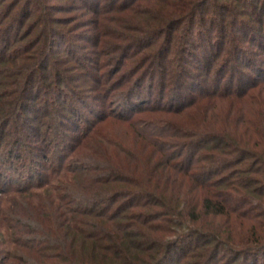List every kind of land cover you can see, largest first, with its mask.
Here are the masks:
<instances>
[{"label": "trees", "instance_id": "1", "mask_svg": "<svg viewBox=\"0 0 264 264\" xmlns=\"http://www.w3.org/2000/svg\"><path fill=\"white\" fill-rule=\"evenodd\" d=\"M19 2L23 6L17 11ZM29 4L44 12L56 7L90 13L95 31L83 38L93 40L99 54L117 59L116 70L130 50L160 40L156 47L135 51L134 79L122 92L121 107L109 115L129 121L134 114L157 110L168 116L162 121L165 130L139 131L141 142L134 150L112 143L109 153L100 142L108 144L109 138L81 131L80 140L96 143L98 138L100 144L90 148V170L60 181L58 188L69 184L75 197L70 194L65 204L54 205L47 194L45 207L37 195L35 210L21 206L23 217L16 215L20 206L13 208L16 220L0 205V264H255L250 260L264 256V60L254 55L264 53V0H72L52 5L0 0V63L29 58L24 79H14V87L8 83L1 91L9 98L0 125L16 118L24 91L47 68L56 46L80 61L75 40L82 37L74 38L55 21L64 17L38 15L28 33H20L26 16L36 10ZM49 19L54 20L50 26ZM110 22L117 32L101 30ZM36 27L39 36L22 42ZM231 29L238 35L229 36ZM108 36L112 49L105 51ZM10 41L19 42L12 56L5 55ZM229 64L234 71L225 74ZM225 75V90L219 91ZM211 77L212 88L207 86ZM144 81L147 88L156 81L159 94L173 86L165 107L160 95L156 104L146 106L151 92L138 87ZM17 137L12 147L21 142ZM63 142V137L57 142L60 152L68 155ZM32 179L28 175L23 182L30 186ZM28 188L17 191L31 194ZM6 189L1 187L0 194ZM117 198L126 199L110 210ZM73 202L81 208H69Z\"/></svg>", "mask_w": 264, "mask_h": 264}, {"label": "rangeland", "instance_id": "2", "mask_svg": "<svg viewBox=\"0 0 264 264\" xmlns=\"http://www.w3.org/2000/svg\"><path fill=\"white\" fill-rule=\"evenodd\" d=\"M44 1H46L47 5H52L72 0ZM22 6L21 2H19L15 9L18 11V8L20 9ZM28 8L34 11L37 6L29 4ZM38 15H41V19L57 16H60V18L64 17L55 21L62 23L60 25H62L63 29L73 35L74 38L82 37V39L75 40V51L80 60L78 63L71 60L70 55L66 57L60 50L61 47L56 46L54 48L56 50L51 56L47 68L35 74L31 81L32 83L29 84L30 89L25 88L22 104L19 106L20 108L15 110L16 118L0 125V188L7 186L9 189H6L8 193L0 194V205L3 207L4 213L8 215L14 214L13 208L16 205L20 206V210L18 209L16 212V215L20 217H23L21 206L23 207L22 209L26 208L27 211L35 210L33 207H36L38 203L37 195L41 196V202L45 204V207L49 204V200L45 201L47 194H50L51 204L54 205L70 199L69 195L73 192V189L65 182L63 186L61 185V188H58L60 187V181L64 180V175L70 180V178L81 177L84 171L87 172V170L91 169L90 166L93 163L89 160V154H92L90 148L96 146L99 141L98 138L96 143L92 140L93 144L87 139L84 141L80 140L81 131L82 133L99 131L102 136L109 138L108 144L104 140H100L109 153L114 151L112 143H121L124 147H130L131 150H134L135 146H139L141 142L138 132L150 131V133H154L155 131L165 130L164 126H162V121L168 116L166 115L168 113L157 110L134 114L129 121L117 120L109 115L113 114L114 109L121 107L119 101L122 99V92L129 88L134 79L130 75L137 59H139V54L135 53V51L137 50L136 52L141 53L147 48L145 46L149 44L156 47L159 45L160 40H152L151 42L148 40L142 48L130 50L122 59L118 70H116L114 67L117 65V59L115 61L112 56L105 53L99 54L97 46L93 44V40L89 42L86 41L88 39L83 38L87 34L90 36L95 31L93 26L90 25L92 17L90 13H86L85 10L68 12L67 8L56 7H52L45 12L44 9H36L31 16H26L25 22L20 28V33H22L23 29L28 33L29 28L32 26L30 23L31 19ZM53 21L49 19L48 26L52 25ZM104 25L102 24V31L109 34L117 32L116 24L110 22L108 25ZM39 28H34L22 42L38 37ZM229 33V36L234 33L238 35L233 29L229 30ZM105 39L108 40L105 51L112 49L113 41L109 36ZM10 42L9 51H6L5 55L10 53L12 56L15 51L19 50V47L17 48L19 42ZM250 48L256 49L255 47ZM22 51L19 54H22ZM254 55L257 57L262 56L264 60V53L259 50H256ZM28 60L29 58L23 59L21 55L12 64L0 63V74L4 72L3 75H0V113L4 109V101L9 98V96H3L1 91L7 87L8 83L13 86L14 83L12 81L14 79H24L26 70L23 67H25L24 63ZM239 67H244L249 75H253L251 70L245 65L240 64ZM59 70L62 72H57ZM18 71L22 73V76L18 75ZM231 71H234V69L232 64H229L225 74ZM226 76L220 82L219 91L225 90L223 83L228 77ZM38 78L39 80H37ZM59 79H61L60 82L58 81ZM146 82L144 81L138 86L144 87L145 90L148 89L151 92L150 100L146 106L156 104L155 99L160 95L158 97L160 105L165 107L168 104L169 97L172 95L170 93L173 91V86L169 85L159 94L160 86L156 81H153L151 87L148 85V88L147 86L145 87ZM214 83L215 80L211 77L207 81V86L212 88ZM26 102L30 104L26 105ZM45 104H47L48 108ZM44 108L48 111L45 115L42 113ZM17 136L22 137L21 142L12 147L13 140ZM62 137L64 138L63 143L66 144L65 149L68 151L66 152L69 153L68 155L60 152V146L57 144L58 141L62 140ZM80 143L82 144L79 146ZM66 164L65 169L58 166ZM68 168L72 169L71 173L65 172ZM28 175H32L34 178L31 180L30 186L25 185L23 182ZM21 187H30L27 190L31 194L19 193L17 188ZM75 194L79 197L77 192ZM71 196L75 197L74 194H71ZM125 199L117 198L113 200L110 210H113L116 205L121 204ZM68 207L80 209L81 205L73 202L68 204ZM16 218L14 214L13 219L16 220ZM153 223L155 224L157 221L155 220ZM263 258L264 256L259 255L255 260L252 259L250 261H256L255 264H260ZM10 261L17 262L14 259Z\"/></svg>", "mask_w": 264, "mask_h": 264}]
</instances>
